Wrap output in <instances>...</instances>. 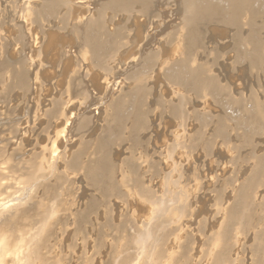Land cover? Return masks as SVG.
I'll use <instances>...</instances> for the list:
<instances>
[{
  "label": "rangeland",
  "instance_id": "1",
  "mask_svg": "<svg viewBox=\"0 0 264 264\" xmlns=\"http://www.w3.org/2000/svg\"><path fill=\"white\" fill-rule=\"evenodd\" d=\"M44 1L46 2L47 0ZM57 1L62 0H48V3L44 4V7L39 9L40 16L38 18H41V16L43 17L45 15L43 18L46 19L44 22H42V24L37 18L36 20H38V25L40 23L42 24V26H40V24L38 27V25H36L37 22L35 21V19H30V21L23 20V22H15V19H17V17H15L16 14L14 12V9L12 10V7L14 5H12L13 3L11 2H13V0H11V2L10 0H0V60L5 61L6 64L10 63L13 65H25L24 67L21 66L22 69L24 68V73L27 72V74L25 73L27 76L25 81L29 83L32 80V82L29 83V85L31 86H29L28 90V83L25 82V85L23 86H13V88L8 87V89L10 88L11 90L10 92L6 87L5 90H8L6 91V93L4 91V87L5 85L9 84V82L5 80L0 81V83L3 84L2 86L0 85L2 87H0V181L4 183L1 184L2 182H0V226L1 228H4V233L7 235L11 234V236H13L12 234H14V242H18V240H20V238L22 237V235L19 236V232L23 231L24 233V231H26L28 227L30 235H34V233L41 228V225H39L40 228L38 224L36 225V222L38 223L39 219L41 218V214L44 215V217L42 216V219L39 223L44 221L43 218L46 219L47 216L45 217V211L49 209H47V207H51V204H55V215L52 216L53 218L51 217V220L48 216L47 218L49 219V221L46 219L45 221L47 223H42V226L45 223L47 224V226L45 225L46 227H48V232H46L47 237L51 233L49 232V230L53 229L50 226H57L56 230L54 229L55 231L53 230L52 235L50 234L48 238L45 235H40L42 237L38 235V237H40L39 239L34 238V241H36L37 243L40 239H44V244L47 242V244L45 245L48 246L49 249H51L53 245L56 250H64L65 245H67L65 250H68L70 248L72 249V247H82L78 246L82 240H84V242L88 241V247H93L95 246V244L97 245L100 243L109 245L111 242H109L107 238L112 239L113 235L115 236L114 240L112 239V241L115 243H120V238L122 239L123 237L127 240L131 237L132 234L134 237L132 236L131 239L133 238L134 240H136V233L138 231L141 232L144 230H142V228L145 227L144 224H147L146 226L150 225L151 228L156 227L153 229L157 230V227H159L158 225L161 226L162 223H170L172 220V223L168 224L170 225V227L163 224L164 230L162 226L161 228H159L161 229L163 235L161 234L160 236H158V238L162 236V238L164 237L165 241L169 239V242L167 241L166 244L164 241H162L164 240L162 238H159L158 241L159 243L161 241V245L165 243V246H163V248L167 246L166 248H164V253L165 255L168 254L167 256H171V254L173 255V253L177 251H175V249L178 247V252L181 251L179 254L182 253V257L184 256L183 258L181 257L179 264H209L210 261H212L211 259L218 254L221 255L220 257H218L219 255L217 256L218 259L220 258L219 261H223L224 264H230L228 262L231 259H233L231 260V264H253L254 262V264H264V258H262L264 257V213H261L262 210H264V183L263 186L262 183H257L258 185H256L255 187V184L251 182V180L253 181V179L251 178H254L255 176L253 173L254 165H256V169L259 164L260 166H263L264 164V0H249V6L247 10H249V16L251 14L249 18L253 19L251 20V22L250 19L247 20L246 18L243 23L239 20L238 23L234 25L231 23H222L216 18H214V22L212 21L213 18L211 19L209 16H205L206 20L204 16H201L202 19L201 17H199L196 23V25L199 24V27H196L197 30L200 31H197L196 34V37H198V39L195 37L194 42H192V45L190 46L193 49L191 48V51H189L190 53L188 56L190 57V64L187 63L188 65L182 59L185 52V45H183L184 43L182 42L183 39H185L184 37L186 36H184L185 30H183V33L180 27L182 20L184 21L186 19V14H190L189 11H191V7L189 8V6H194L197 4L205 6L208 5L206 7L210 8H214V6H217V9L222 11V9L225 10L228 6L227 0H139V4L142 1L139 7L137 5L138 0H131L132 3L130 2V0H123V3H128L127 1H129L130 4H133L129 6H127L128 4L126 5L125 3V6L122 5V0H63L65 4L68 3V1L70 2V4H67L66 6L63 1L62 6L61 2ZM114 1H118L120 4L116 6L118 2L114 3ZM49 2L53 5L49 6ZM144 2H147V5ZM113 4H115L114 8ZM210 4H212V6ZM63 5L65 7H63ZM55 6H61V13H58L60 11V8L56 7V10ZM109 6L112 9L109 8ZM144 6H146L147 8ZM62 7L64 8V10L62 9ZM121 8H124V11ZM43 9L45 10L42 11ZM142 11L143 13H141ZM62 12L65 13L66 17L64 15L62 16ZM54 14L56 16L61 15V17L58 16L54 18ZM89 17L90 19L88 20ZM59 20H62L64 22V25L62 24L63 22ZM87 21L88 23L90 22L89 24H94V22L95 24L89 25L87 24ZM44 23L46 24L47 29L49 27L47 31L50 32L52 28L51 32L56 34V37H54V39L52 40L54 43L53 46H51L52 49L49 52V61H47L46 67L45 62H41V56H29V47H33L34 38H40V35L43 33L39 32H44V30H46ZM97 24L100 27H97ZM43 27L45 28L44 30H42ZM39 28H41V31ZM100 28L102 30H100ZM36 29H38V31ZM249 33L252 35L250 36ZM32 35H35L36 37H32ZM236 35L238 36L237 40L241 39L240 42L235 40V38L237 37ZM119 36L121 37V39H119ZM85 37H88V39ZM247 40L251 43H249ZM83 41L85 42V45ZM118 41L120 44L118 43ZM242 41H244L245 43L248 42V44L244 45V42L241 43ZM253 43L256 44L255 47L253 46L254 50H252L251 47ZM28 44L29 46H27ZM178 45H181V47H179ZM196 45L198 46L196 47ZM182 46L184 47V50ZM83 47L86 55H84L83 53ZM89 49H92V51L90 50V52ZM181 49L184 52H182ZM86 50H88L89 52ZM252 53L254 54V56L252 55ZM94 56H96V60L94 59ZM246 56L252 57L251 59L249 57L246 59ZM29 57H32V59H34L33 61L35 62H39L40 60L41 64H35L38 70L35 69L36 67L33 68L34 65L32 63H30L32 65L28 63ZM92 59H94L93 62ZM256 59L258 62L256 61ZM129 60H131L133 63ZM193 60L195 62H193ZM253 60L255 63L253 62ZM129 62L132 66L128 65ZM195 64L196 66L200 67H195ZM39 65L40 67L44 66V68L38 67ZM189 66L192 67L190 68ZM193 67L194 69L196 68V71L193 70ZM199 69L201 71H198ZM190 70H192L191 73ZM35 71L36 73L34 74ZM200 72H202L203 74H200ZM193 73H197L198 76H200V78L202 79L205 77L204 75H206L205 79L210 78L209 80H212L211 86L209 88H212L211 91L208 90L207 92H203V90H201L202 79L199 80L200 78L196 76L197 74H195L194 77ZM37 75L38 77H36ZM31 76L33 78H30ZM213 76L214 79H212ZM213 80L215 83H213ZM36 82L37 84H35ZM197 82L200 86L197 85ZM15 87H21V89L17 90ZM30 87L33 88L30 89ZM120 87H122L123 90H121L122 88L120 89ZM195 88L200 91L197 92ZM23 89H26V91H28V97H26V91ZM1 90H3L4 92H2ZM119 93H121V95H119ZM12 95H14L15 97L17 96L16 98L18 100L14 96L12 97ZM127 95L130 96L129 99ZM124 96L127 98H125ZM113 99L119 100V103L114 100V103L111 104L110 102H113ZM126 99L127 101L130 100L129 103L126 102ZM253 99H255L254 101L256 104H253ZM59 100H61V105L60 102H58ZM101 102L102 104H106L103 105V108L102 106H100L102 105ZM114 104H118L114 107L117 110L119 109V111H117L114 107L113 108L115 110L111 109V106ZM59 105L60 107H55ZM119 105L123 108L122 110L120 109L121 107ZM134 105L138 108V111L135 110L137 108H135ZM56 108L58 110L63 109L60 113H63L70 108L68 112L72 114L73 121L71 120V123L68 124L67 127L66 122L63 121L61 114L56 115L60 118L51 115L52 111L57 110ZM108 109H110V111L105 112L107 113L105 114L104 111H108ZM115 111H117V113ZM45 113H47V116ZM172 113L175 114L177 118ZM75 114L77 117L75 116ZM170 114H172L173 116H171ZM254 114H258L256 115L257 118H254ZM110 115L113 116V119L110 117ZM117 115L118 117H116ZM104 116L106 117V119H104ZM47 117L54 118H51L52 123L51 120H49ZM124 117L126 119H124ZM56 119H59L57 120L58 123H56ZM107 120L108 122H106ZM120 121H122V123ZM180 122L183 126H180ZM140 123L142 126L140 125ZM74 124H77L76 126L78 129ZM70 125L72 128L70 127ZM104 125H106V130L104 129ZM184 126L186 129L183 128ZM140 127L144 130L140 129ZM178 127H182L184 130L181 128L183 130L182 131ZM107 128L109 129L108 131ZM80 129L82 130V132L80 131ZM119 129L124 130L125 133H123L124 131H120ZM105 131H107L108 133ZM132 131L136 134H134ZM45 132L46 134L47 132H50L51 134L48 133V135H46ZM76 132L78 133L76 134ZM67 133H70V135H68ZM83 134L86 135L84 136ZM130 135H132V137H130ZM47 136H49V138H47ZM59 136L62 138H60ZM68 136L70 137L69 140ZM83 136L84 139H82ZM103 136H105L106 138H103ZM118 136L122 138H119ZM180 136L181 138H179ZM126 137L128 139H126ZM16 138L18 139L16 140ZM109 138L112 141H110ZM114 138L117 142L114 140ZM176 138H179L180 140ZM56 139L59 144L57 142H54ZM88 139L89 145L86 146L85 144L88 142ZM96 139H100V141H96ZM106 139L108 140V144ZM81 140H85V144L81 143ZM103 140L106 141V143H104L105 145L103 144ZM16 141L17 146L15 145ZM48 141L49 144H47ZM64 141H66L67 143H65ZM68 141L70 142V145L68 144ZM90 141L95 142L94 146H96V143L99 142L98 144H103L104 148H108H103L102 150V153H108L104 154L107 157L103 155L105 164L104 171L106 172V174L103 171L102 173H100L99 171V175H97L96 172L95 175H97V178L94 177V179H100L104 176V174L111 176L113 180L115 178L114 181L116 182V184H119H117L116 186L118 188L115 189L116 194H114V192L113 194L107 193L104 195L100 193V191L98 192V190L93 185L94 181L84 175L83 171L79 169V164L81 162H85V160H88L87 158H89V155H91L90 149L94 148V146L93 148L92 146L90 148V144L93 143H91ZM19 143L21 147H19ZM65 144H67L69 147ZM79 144L81 145L79 146ZM83 144L84 146L81 147ZM79 147H81L80 150ZM84 147L85 151L80 152L82 151V149H84ZM43 148L45 149V151ZM62 148L63 150H61ZM46 149H48V153L50 151V154L46 153ZM53 150L55 153L53 152ZM75 150L77 154L75 153ZM86 150L89 154L86 152ZM40 152H44V155L42 153L40 154ZM56 152L63 157L65 156L64 159L62 158V156L60 157V155H57ZM73 152L74 155H72ZM52 153L53 155H51ZM83 153L85 155H83ZM33 154L35 156H33ZM38 155L41 156V158L38 157ZM71 155L72 157L74 156L76 158V162L78 161V163H74L75 166L78 165L76 167L73 166V168L75 169H72V166H70L71 164L69 165L68 163H71L73 159L70 157ZM80 155H82V157H80ZM140 155H144V157H146L147 155V157L144 158L142 156L141 158ZM169 155L171 157H168ZM261 157L263 159H261ZM51 158L52 160L54 158L53 162ZM42 159L46 160L44 161L45 163ZM47 159L49 162L51 161L50 163L55 162L52 165L53 167L50 165ZM108 159L110 161H108ZM31 162L36 163L37 168L40 166H38V162L40 164L43 163V166L41 164L40 168L44 172L43 175L45 173L46 174L45 177L43 176V180L40 179L41 183H39L38 178H41L42 175L39 174V176L37 175V173H42V171H35L37 169L34 163L31 164ZM110 162L112 165L110 164ZM48 163L50 167H52L51 170L48 166ZM30 165L34 167H31ZM64 165L68 166V170L66 168L67 166L64 167ZM110 165L115 169L112 170ZM44 166L46 167V169ZM116 171L119 172L114 173ZM135 173H137V175H135ZM2 177L5 180H2ZM58 178H60L62 182L60 181V183L57 184V182H59L60 180ZM122 178H126L127 180L126 184L123 186L120 184ZM44 179L49 180L44 181ZM80 179H82L83 181ZM85 179H88L87 181L90 182V184ZM117 179L119 182L117 181ZM166 179H168V183L165 182ZM34 180L36 182L38 181V184H36ZM176 182L177 184H175ZM245 182L247 186L244 185ZM250 182L251 184H249ZM134 183L138 184L140 187L138 185H136L135 187ZM248 184L249 188L252 187V189L250 188L251 190L248 189ZM35 185H39V187L35 189ZM242 185H244L243 187H246V189H242ZM258 186L262 187L257 188ZM42 187L43 190L41 191ZM134 187L136 189H134ZM138 187L139 189L141 188L140 191L145 190L146 195L144 194L145 192H137ZM53 188L56 189L54 190L55 192H53ZM147 188L150 192L147 191ZM37 190L38 193H36ZM49 190L51 191V194H54L51 195L49 194L50 192H46ZM242 190L244 191V195H242ZM245 190L252 192L250 194L247 193L250 196L249 199H246L248 198V196L244 197L246 194ZM179 191L181 194L179 193ZM153 192H156V197L158 196L157 199H160L162 197V199H164V193L169 192V194L172 195L174 193V198L182 202L181 203L174 200L177 202V205L173 202L174 206L171 209L172 204H169L171 205L168 211L170 212V216L162 214L161 217H163V215H166L167 220L169 219V217H172L171 220L169 219L170 222H167L165 217L164 220H166V222H164V220H159L161 219V217L159 216H157L159 218V223L158 221L157 224L156 222H150L153 221V219H151L152 215L150 214L153 212V207L151 203H149L151 206L148 203V205L145 203L146 199L147 202L148 199L150 201L152 200V202L155 201L156 197ZM42 193H45V196H43ZM46 193H48V195H46ZM175 193L178 194L177 198V195H175ZM137 195H141L142 197L140 196V198ZM172 195H170V197L168 194H166V199L172 198ZM241 195L243 197H239ZM40 196L42 198H40ZM48 196L49 199H51L52 197L53 198L51 200H48ZM55 196L57 197V199ZM103 196L104 198H106L103 199ZM152 196H154V198ZM19 197L22 199H19ZM92 198L96 200L91 201ZM43 199L44 201L48 202H45L46 204H44L46 207L40 206L43 208L39 209L40 207L38 206L43 201ZM102 199L104 202H101ZM24 200L28 202L25 203ZM239 200H243V202ZM245 200H248V206H246L247 203ZM249 200L251 202H249ZM169 201H171V199H169ZM256 201H259L258 203L259 205H261V208L260 206L257 207L258 203L256 204ZM35 202L36 204H38L39 202V205L36 206V204H34ZM88 202L92 203H89L87 206L89 212L86 209V205ZM93 202L98 203L94 204ZM100 202L101 204H99ZM186 203H188L187 206ZM260 203H262L263 205ZM93 204L95 206H98L95 207ZM179 204L181 206L182 204L185 206L179 207ZM250 204L252 205V207H254V209L257 208V213H254L255 215L252 213L253 211L251 212L253 215L250 212L248 213V211H251L253 209ZM18 205L22 206L18 207ZM41 205H43V203H41ZM90 205H92L93 207ZM8 207L11 208L8 210ZM91 207L92 210H90ZM176 207H178L182 214H179L180 211ZM184 207L185 210L182 211ZM227 207L228 209L231 208L235 213L238 214L236 215L237 220L235 222L229 221L226 217H224L225 213L222 212H225L227 210ZM173 208L174 210L177 209V211H174ZM180 208L183 209L181 210ZM37 209H39L40 212L39 210L37 211ZM186 209L188 211L187 213ZM41 210H45L44 213ZM30 212L33 213L30 214ZM38 212L40 214L36 215L38 214ZM175 212L177 214H175ZM14 213L19 214L18 218ZM111 213L113 215H111ZM243 213H246V215H244ZM28 214L30 215L28 217L31 221L27 219ZM46 214L48 215V213ZM20 215L21 217L23 216V218H21ZM25 216L26 218H24ZM239 216L243 217L240 218ZM259 216H262V219H259L261 221L260 223H257L259 222ZM20 218L22 219L21 222L23 223V225L18 222ZM156 218L154 219V221L156 220ZM213 218H217V221ZM26 219L31 222V225L29 223L24 225L25 221H27ZM76 219L79 222L75 221ZM247 219H250L251 222L250 220L247 221ZM252 219L254 220V222ZM105 221L107 222L105 223ZM17 223H20L22 227H27H23L22 230L20 224L18 225ZM32 223L34 224L33 227ZM58 223H60V225ZM61 223L64 227L61 225ZM104 223L105 225H103V227L101 224ZM150 223L153 225L156 224V226H151ZM142 224L143 226L140 228V225ZM15 225L16 228L19 229L13 228L15 227ZM132 225L135 226L133 227ZM105 226H107V228L112 226V228L106 230L107 228H105ZM118 226H121L122 229L118 228ZM171 226H176L177 230L173 229L174 227L172 228ZM116 227L119 229V231ZM135 227L136 230H138L137 232L135 231ZM102 229H104L105 232L102 231ZM153 229L152 231L154 232L155 230ZM219 229L220 231L223 230V233L220 232ZM7 230L11 232L12 230H18V232H16L18 235L15 232L11 233ZM30 230L33 233H31ZM86 230L88 232H86ZM126 230L132 233H126ZM165 230L168 234L172 232L170 233V235L172 234L171 237H169L170 235H166ZM75 231H78V234H81L79 232L81 231L83 233V237H80V235L78 236ZM91 231H93V234L96 232V234H94L96 238L95 236H93V234H91ZM106 231H109L108 235L110 233L111 238L108 237V235H106L107 237L105 236V234H107ZM27 232L25 233V236H27ZM121 232L124 234L123 236L121 235ZM158 232L159 234L161 233L160 230ZM158 232H154L155 236L158 235ZM219 232L224 235H220ZM84 233L88 234L84 235ZM100 233L102 234V236ZM118 234L122 236L119 237V240H117L119 236ZM30 235L24 237L30 238ZM103 236L104 238L106 237V239H103L104 242H101L102 240L100 239H102ZM215 237H219V241L221 239V242L223 243L218 242L217 239V242H215L216 240L214 241L215 245L212 246ZM14 238L18 239L15 240ZM45 238H47V240ZM115 238L117 241L115 240ZM124 238L121 241H124ZM133 239H129L128 242H133ZM210 239L213 240L210 241ZM224 239H226L227 242ZM105 240L109 243H106ZM50 241H52L53 243H51ZM84 242L81 243V245L85 246L86 243L84 244ZM68 246H70V248ZM226 247H228V249H226ZM218 248L220 249V252L222 251L221 249H226V251L223 250L225 256H223L224 254L222 252H216L219 251L217 250ZM226 254L229 255L226 257ZM186 255H188V257ZM209 256L211 257L209 258ZM184 258H186L187 260H183Z\"/></svg>",
  "mask_w": 264,
  "mask_h": 264
},
{
  "label": "bare ground",
  "instance_id": "2",
  "mask_svg": "<svg viewBox=\"0 0 264 264\" xmlns=\"http://www.w3.org/2000/svg\"><path fill=\"white\" fill-rule=\"evenodd\" d=\"M53 1H55V0H53ZM63 1V0H62ZM62 1H57V2H61V6H62ZM65 1H67V0H65ZM86 1V0H85ZM121 1V0H120ZM125 1V0H124ZM228 1V6H227V8L224 10V9H222V11L221 10H219V9H217V6H214V8L212 7V8H210V7H206V6H208V5H199V4H197V5H194V6H189V8L191 7V11H189L190 12V14L189 15H187L186 14V19L183 21L182 20V23H181V30L183 31V30H185V35L184 36H186V37H184L185 39H183V42L182 43H184L183 45H185V52L183 51L184 50V47H183V50H182V52H184V55H183V61H185V63L187 64H190V57L188 56L189 55V51H191V48L192 47H190L191 45H192V42H194V39H195V37H196V34H197V31H200V30H197V27L196 26H198L199 27V24H197L196 25V23H197V21H198V19H199V17H201V16H209L211 19L213 18V20L212 21H214L215 22V20H214V18H216L218 21H220V22H222V23H225V24H236V23H238V21L240 20V21H242V23L244 22V20L247 18V20L248 19H250L249 17L251 16V14H250V16H249V10H247V8H248V3H249V0H227ZM9 2V1H8ZM10 2H11V0H10ZM57 2H55V3H57ZM110 2V1H109ZM113 2V1H112ZM112 2H111V4H112ZM116 2H118V1H114V3H116ZM128 3H126V2H124L127 6H129V5H133V4H130L129 3V1H127ZM130 2H131V0H130ZM134 2V1H133ZM136 2V1H135ZM142 2V1H141ZM141 2H140V4H141ZM11 3H13L12 5H14L13 7H12V5H11V7H12V10L14 9V12H15V14H16V16L15 17H17V19H15L14 21L15 22H18V21H22L23 22V20H29L30 21V19H35V21L37 22L38 20L42 23V22H44L45 21V19L46 18H43L42 16H41V18H38L40 15H39V9L40 8H42V7H44L43 5L44 4H46V3H48V0L45 2L44 0H13V2H11ZM10 3V4H11ZM63 3H64V1H63ZM122 5H124L125 6V4L123 3V0H122ZM132 3V2H131ZM145 3V2H144ZM143 3V4H144ZM147 3V2H146ZM145 3V4H146ZM149 3V2H148ZM65 4V3H64ZM69 5L70 4V2L68 1V3H66L65 4V6L66 5ZM118 4H120L119 2L116 4V6L118 5ZM139 0H138V7H139ZM142 4V5H143ZM51 5H53V4H51L50 2H49V6H51ZM58 5V4H57ZM71 5H72V3H71ZM109 5V4H108ZM114 5L115 4H113V8H114ZM147 5V4H146ZM211 6H212V4H210ZM10 6V5H9ZM39 6H41V7H39ZM61 6L59 7L60 8V11L58 12V13H61ZM64 5H63V7H65ZM80 6H81V4H80ZM110 6H112V5H110ZM109 6V8H111ZM120 6V5H119ZM149 6V5H148ZM7 7V6H6ZM57 6H55V8H56ZM57 7V8H58ZM62 7V9L64 10V8ZM143 7V6H142ZM144 7H146V6H144ZM216 7V8H215ZM47 8H49V7H47ZM57 8H56V10H57ZM147 8V7H146ZM66 9V8H65ZM112 9V8H111ZM118 9V8H117ZM116 9V10H117ZM122 10L124 9V8H121ZM128 9V8H127ZM250 9V8H249ZM45 9H43L42 11H44ZM49 10V9H48ZM55 10V9H54ZM59 10V9H58ZM141 10H142V8H141ZM41 11V12H42ZM114 11V10H113ZM124 11V10H123ZM126 11V10H125ZM128 11V10H127ZM133 11V10H132ZM47 12V11H46ZM50 13H52V12H50ZM63 13V12H62ZM141 13H143V11L141 12ZM56 14H57V12H56ZM253 14V13H252ZM65 16V13H63L62 14V16ZM50 16V15H49ZM59 16V15H58ZM58 16H56L55 14L53 15V17L55 18V17H58ZM188 16V17H187ZM254 16V15H253ZM48 17V16H47ZM52 17V16H51ZM50 17V18H51ZM52 17V18H53ZM59 17H61V15L59 16ZM66 17V16H65ZM206 17H205V20H206ZM208 17V18H209ZM38 18V20H36ZM51 18V19H52ZM63 18V17H62ZM209 18V19H210ZM57 19H59V18H57ZM90 19V17L88 18V20ZM201 19H202V17H201ZM210 19V20H211ZM204 20V19H203ZM216 20V21H217ZM251 20H253L252 18L250 19V22H251ZM59 21H62V20H59ZM64 21H65V19H64ZM91 21V20H90ZM14 22V23H15ZM49 22V21H48ZM63 22V21H62ZM61 22V23H62ZM92 22V21H91ZM40 23V24H41ZM90 23V22H89ZM88 23V21H87V24H89ZM98 23V22H97ZM201 23H202V21H201ZM240 23V22H239ZM35 24V23H34ZM39 24V25H40ZM43 24V23H42ZM42 24L40 25V26H42ZM45 24V23H44ZM63 25H64V22L62 23ZM94 24H95V22H94ZM94 24H89V25H94ZM220 24V23H219ZM224 24V25H225ZM249 24V23H248ZM36 25H38V22H37V24ZM39 25H38V27H39ZM48 25V24H47ZM51 25V24H50ZM49 25V26H50ZM62 25V26H63ZM223 25V26H224ZM23 26V25H22ZM52 26V25H51ZM58 26V25H57ZM226 26V25H225ZM35 27V26H34ZM96 27V26H95ZM97 27H100V26H98V24H97ZM96 27V28H97ZM234 27H236V26H234ZM238 27H240V26H238ZM237 27V28H238ZM244 27V26H243ZM17 28V27H16ZM27 28V27H26ZM46 28V30H44ZM45 28L43 27L42 28V30H44V32H42L41 31V28H39L40 29V31L41 32H39V33H43V34H41L40 35V38H34V45H33V47H29L30 48V55L29 56H33V55H39V56H41V62L43 61V62H45V67H46V65H47V61H49V57H48V55H49V52L51 51V46H53V39H54V37H56V34L55 33H52L51 31H52V28H51V31L49 32V31H47L48 29H49V27H48V29H47V26H46V24H45ZM95 28V29H96ZM242 28V27H241ZM28 29V28H27ZM54 29V28H53ZM94 29V30H95ZM98 29V28H97ZM240 29V28H239ZM37 31H38V29H36ZM100 30H102L101 28H100ZM55 31V30H54ZM61 32V31H60ZM99 32V31H98ZM102 32V31H101ZM100 32V33H101ZM251 32V31H250ZM36 33V32H35ZM59 33V32H58ZM183 33H184V31H183ZM200 33V32H199ZM199 33H198V35H199ZM25 34H26V32H25ZM31 34V33H30ZM60 34H62V33H60ZM250 34V33H249ZM119 35V34H118ZM252 34H250V36H251ZM36 37L35 35H32V37ZM82 36V35H81ZM85 36V35H84ZM174 36V35H173ZM237 36V35H236ZM242 36V35H241ZM250 36H248V37H250ZM254 36V35H253ZM27 37V36H26ZM31 37V36H30ZM38 37V36H37ZM120 37V36H119ZM176 37V36H175ZM178 37H179V35H178ZM247 37V38H248ZM83 38V37H82ZM85 38H87L88 39V37H85ZM93 38V37H92ZM180 38H181V34H180ZM197 39H198V37H196ZM237 38H238V36L235 38V40H237ZM239 38H240V36H239ZM242 38V37H241ZM246 38V37H245ZM244 38V39H245ZM257 38V37H256ZM27 39V38H26ZM81 39V38H80ZM119 39H121V37L119 38ZM122 39H123V37H122ZM175 39V38H174ZM176 39H177V37H176ZM175 39V40H176ZM38 40H39V42H38ZM86 40V39H85ZM91 40V39H90ZM118 40V39H117ZM174 40V41H175ZM178 40V39H177ZM63 41V40H62ZM88 41V40H87ZM86 41V42H87ZM172 41V40H171ZM181 41H182V39H181ZM238 42H240L241 41V39H238L237 40ZM248 41V40H247ZM26 42H28V41H26ZM32 42V41H31ZM84 42V41H83ZM83 42H82V44H83ZM94 42V41H93ZM123 42V41H122ZM177 42V41H176ZM244 41H242L241 43H243ZM249 42V41H248ZM248 42L247 43H245L244 42V45H246V44H248ZM254 42V41H253ZM259 42V41H258ZM118 43H119V41H118ZM249 43H251V42H249ZM26 44V43H25ZM30 44V45H31ZM94 44V43H93ZM120 44V43H119ZM178 44V43H177ZM55 45V44H54ZM84 45H85V42H84ZM83 45V46H84ZM118 45V44H117ZM252 45V44H251ZM250 45V46H251ZM255 45L256 44H254L253 43V45L251 46L252 47V50H254L253 49V46L255 47ZM258 45H259V43H258ZM27 46H29V44L27 45ZM61 46V45H60ZM179 46V45H178ZM198 45H196V47H197ZM176 47V46H175ZM179 47H181V45L179 46ZM2 48V47H1ZM57 48V47H56ZM88 48H90V47H88ZM259 48V47H258ZM27 49H28V47H27ZM58 49H59V47H58ZM86 49V48H85ZM93 49H94V47H93ZM193 49V48H192ZM194 49H195V46H194ZM1 50V49H0ZM92 51V49H89V51ZM180 50V49H179ZM245 50V49H244ZM251 50V51H252ZM29 51V50H28ZM83 51H84V47H83ZM86 51H88V50H86ZM88 51V52H89ZM90 51V52H91ZM247 51V50H246ZM248 52V51H247ZM254 52V51H253ZM256 52V51H255ZM84 53V55H86L85 53V51L83 52ZM193 53V52H192ZM94 54V53H93ZM246 54V53H245ZM248 54V53H247ZM96 55H98V54H96ZM252 55L254 56V54L252 53ZM250 56V55H249ZM248 56V57H249ZM255 56H256V54H255ZM35 57V56H34ZM96 56H94V59L96 60L97 58H95ZM240 57V56H239ZM244 57V56H243ZM247 56H246V59L248 58ZM252 57V56H251ZM251 57H249L250 59H251ZM94 59H92V62H93V60ZM258 59V58H257ZM257 59H256V61H257ZM34 59H32V57H29V61H28V63L30 64V63H32L34 66H33V68L34 67H36L35 69H37L38 70V68H37V66L35 65V64H41L40 63V60H39V62H35V61H33ZM181 60V59H180ZM31 61V62H30ZM37 61V60H36ZM129 61H131V60H129ZM244 61V60H243ZM132 62V61H131ZM181 62V61H180ZM193 62H195L194 60H193ZM252 62V61H251ZM253 62H254V60H253ZM258 62V61H257ZM97 63V62H96ZM133 63V62H132ZM162 63H163V61H162ZM255 63V62H254ZM253 63V64H254ZM32 64H30V65H32ZM151 64V63H150ZM187 64V65H188ZM248 64H249V62H248ZM260 64H261V61H260ZM18 65V64H17ZM17 65H13V64H6V62L5 61H1L0 60V81H2V80H5V81H8L9 82V84H7V85H5V87H4V91H5V93H6V91H8L9 90V92L11 91L10 90V88L12 87L13 88V86H23V85H25V82H27V81H25V79L27 78V76H26V74H27V72H25L24 73V71H23V69H22V67L21 66H23V65H21V64H19L20 65V67H19V65L17 66ZM119 65V64H118ZM128 65H130V66H132L131 64H130V62H129V64ZM134 65V64H133ZM192 65H194V64H192ZM25 66V65H24ZM23 66V67H24ZM42 66V65H41ZM256 66V65H255ZM260 66V65H259ZM38 67H40V65L38 66ZM190 68L192 67V66H189ZM195 67H198V66H196V64H195ZM200 67V66H199ZM198 67V68H199ZM29 68V67H28ZM40 68H44V66L43 67H40ZM50 69H52V68H50ZM196 69V68H195ZM194 69V67H193V70H195ZM46 70H47V68H46ZM49 70V69H48ZM26 71V70H25ZM29 71V70H28ZM196 71V70H195ZM195 71H193V72H195ZM198 71H201L200 69L198 70ZM192 72V70H190V73ZM203 72H204V69H203ZM30 73V72H29ZM36 73V71L34 72V74ZM202 72H200V74H201ZM31 74H32V72H31ZM31 74H29V75H31ZM33 74V75H34ZM39 74V73H38ZM41 74V73H40ZM46 74V73H45ZM194 74V73H193ZM192 74V75H193ZM195 74H197V73H195ZM195 74H194V77H195ZM203 74V73H202ZM191 75V74H190ZM209 75V74H208ZM196 76H198V74L196 75ZM205 77H206V75H204ZM36 77H38V75L36 76ZM199 78H200V76H198ZM205 77L202 79V78H200L199 80H201V90H203V92H207L208 90L209 91H211V89H209L210 88V86H211V81L212 80H209L210 78H206L205 79ZM210 77H211V75H210ZM30 78H33L32 76L30 77ZM197 78V77H196ZM8 79V80H7ZM212 79H214V76L212 77ZM28 80V79H27ZM197 80V79H196ZM30 81V80H29ZM217 81V80H216ZM32 82V80L29 82V83H31ZM193 82V81H192ZM28 83V82H27ZM27 83H26V85H27ZM29 83H28V88H27V90L29 89V86H31V85H29ZM189 83V82H188ZM195 83V82H194ZM194 83H193V85H194ZM213 83H215L214 82V80H213ZM6 84V83H5ZM34 84V83H33ZM35 84H37V82L35 83ZM135 84V83H134ZM138 84V83H137ZM199 83L197 82V85H198ZM0 85L2 86L3 84L2 83H0ZM136 85V84H135ZM134 85V86H135ZM196 85V84H195ZM214 85V84H213ZM216 85H217V82H216ZM0 86V87H1ZM137 86V85H136ZM198 86H200V85H198ZM6 87H7V89H8V87H10L8 90H5L6 89ZM213 87V86H212ZM2 88V87H1ZM16 88V87H15ZM22 88H24V87H22ZM31 88H33V87H30V89ZM115 88V87H114ZM122 87H120V89H121ZM193 88H194V86H193ZM199 88V87H198ZM17 90L19 89H21V87L20 88H16ZM113 89V88H112ZM196 89V88H195ZM23 90H25L26 91V89H23ZM23 90H22V93H23ZM114 90V89H113ZM121 90H123V88L121 89ZM197 90V89H196ZM195 90V91H196ZM2 92H4L3 90H1ZM36 91V90H35ZM116 91H117V89H116ZM198 91H200V90H197V92ZM14 92V91H13ZM28 91H26L25 92V95L27 94V96L26 97H28L29 96V93H27ZM127 92V91H126ZM125 92V93H126ZM196 92V93H197ZM4 93V94H5ZM17 93V92H16ZM15 93V94H16ZM34 93V92H33ZM113 93H115V92H113ZM190 93V92H189ZM32 94V93H31ZM201 94V93H200ZM6 95V94H5ZM24 95V94H23ZM22 95V96H23ZM33 95V94H32ZM119 95H121V93H119ZM129 95V94H128ZM127 95V97H128V99L130 98V96H128ZM14 95H12V97H13ZM15 97V96H14ZM17 97V96H16ZM15 97V98H16ZM125 97V96H124ZM127 97H125V98H127ZM23 98H24V96H23ZM33 98V97H32ZM12 99H14V98H12ZM17 99V98H16ZM15 99V100H16ZM25 99V98H24ZM123 99V98H122ZM18 100V99H17ZM30 100H31V98H30ZM114 100H116V99H113V102H110L111 104H113L114 103ZM134 100H135V98H134ZM255 99H253V101H254ZM4 101V100H3ZM26 101V100H25ZM24 101V102H25ZM28 101V100H27ZM61 100H59L58 102H60ZM119 100H116V102L117 103H119L118 102ZM130 101V100H129ZM129 101H127V99H126V102H128L129 103ZM133 101V100H132ZM137 101V100H136ZM6 102V101H5ZM22 102H23V100H22ZM108 102V101H107ZM126 102H125V104H126ZM138 102V101H137ZM136 102V103H137ZM109 103V102H108ZM107 103V104H108ZM122 103V102H121ZM57 104H59V103H57ZM56 104V105H57ZM65 104V103H64ZM101 104H102V102H101ZM105 104V103H104ZM104 104H102V105H100V106H102V108H103V105ZM123 104V103H122ZM253 104H256L255 103V101H254V103ZM31 105V104H30ZM60 105H61V102H60ZM60 105L59 106H55V107H60ZM106 105V104H105ZM116 104H114V105H110L111 106V109H114ZM118 105V104H117ZM116 105V106H117ZM128 105V104H127ZM136 105V104H135ZM135 105H134V107H135ZM139 105V104H138ZM32 106V105H31ZM109 106V107H110ZM120 106V105H119ZM126 106V105H125ZM114 107V108H113ZM121 107V106H120ZM131 107H133V106H131ZM257 107V106H256ZM107 108V107H106ZM135 108H137V107H135ZM51 109H54V108H51ZM57 109V108H56ZM60 109V108H59ZM116 109V108H115ZM114 109V110H115ZM121 110L123 109L122 107L120 108ZM148 109V108H147ZM58 110V109H57ZM55 110V111H52V113H51V115L52 116H56V115H60L61 114V116H62V119H63V121L64 122H66V127L68 126V124H70L71 123V120H72V114H70V112H68L69 110H70V108H69V110H66V111H64L63 113H60L61 112V110H63V109H60V110ZM113 110V111H114ZM117 110V109H116ZM136 111H138V108L137 109H135ZM169 110H170V108H169ZM255 110H257V109H255ZM261 110V109H260ZM51 111V110H50ZM110 111V109H108V111H104V113L105 112H109ZM117 111H119V109L117 110ZM117 111H115L116 113H117ZM132 111V110H131ZM135 111V112H136ZM172 111V110H171ZM129 112V111H128ZM133 112H134V109H133ZM114 113V112H113ZM127 113V112H126ZM254 113V112H253ZM255 113H256V111H255ZM258 113H259V111H258ZM46 114V116H47V113H45ZM49 114V113H48ZM105 114H107V113H105ZM104 114V115H105ZM110 114V113H109ZM115 114V113H114ZM122 114V113H121ZM173 114V113H172ZM170 114L171 116H176L175 114ZM50 115V114H49ZM48 115V116H49ZM128 115H130V114H128ZM256 115H258V114H256ZM255 114H254V118L256 117L257 118V116H256ZM75 116H76V114H75ZM106 116V115H105ZM104 116V117H105ZM108 116V115H107ZM124 116V115H123ZM122 116V117H123ZM250 116V115H249ZM44 117H45V115H44ZM57 117V116H56ZM55 117V118H56ZM77 117V116H76ZM110 117L113 119V116H111L110 115ZM114 117H115V115H114ZM116 117H118V115L116 116ZM120 117H121V115H120ZM126 117H128V116H126ZM132 117V116H131ZM49 120H51V118H53V117H47ZM57 118H60V117H57ZM73 118H74V116H73ZM108 118V117H107ZM176 118H177V116H176ZM253 118V119H254ZM46 119V118H45ZM54 119V118H53ZM75 119H77V118H75ZM104 119H106V117L104 118ZM124 119H126L125 117H124ZM252 119V120H253ZM57 120H59V119H56V123H58L57 122ZM84 120V119H83ZM111 120V119H110ZM109 120V121H110ZM174 120V119H173ZM176 120V119H175ZM48 121V120H47ZM73 121V120H72ZM118 121V120H117ZM124 121H127V120H124ZM50 122V121H49ZM55 122V121H54ZM76 122H77V120H76ZM106 122H108V120L106 121ZM121 123H122V121H120ZM48 123V122H47ZM51 123H52V120H51ZM60 123V122H59ZM79 123V122H78ZM104 123H105V121H104ZM110 123H112V122H110ZM130 123V122H129ZM128 123V124H129ZM181 123V122H180ZM179 123V124H180ZM49 125H51V124H49ZM56 125V124H55ZM65 125V124H64ZM72 125V124H71ZM71 125H70V127H71ZM75 125V127L77 128V124H74ZM79 125V124H78ZM140 125H141V123H140ZM182 125V123L180 124V126ZM103 126V125H102ZM105 127H104V129L106 128V125H104ZM108 126V125H107ZM125 126H127V125H125ZM124 126V127H125ZM142 126V125H141ZM183 126V125H182ZM52 127V126H51ZM65 127V128H66ZM74 127V128H75ZM109 127V126H108ZM116 127V126H115ZM119 127V126H118ZM48 128V127H47ZM72 128V127H71ZM85 128V127H84ZM121 128H123V127H121ZM129 128V127H128ZM179 129H181L182 127H178ZM183 128H185V126L183 127ZM182 128V129H183ZM52 129V128H51ZM78 129V128H77ZM125 129V128H124ZM130 129V128H129ZM129 129H128V131H129ZM140 129H142L141 127H140ZM179 129H178V132H179ZM181 129V130H182ZM186 129V128H185ZM48 130V129H47ZM46 130V131H47ZM106 130V129H105ZM109 129L107 128V131H108ZM120 130V129H119ZM118 130V131H119ZM122 130V129H121ZM120 130V131H121ZM142 130H144V129H142ZM180 130V131H181ZM184 130V129H183ZM182 130V131H183ZM63 131H65V130H63ZM80 131L82 132V130L80 129ZM92 131V130H91ZM107 131H105V132H107ZM122 131H124V130H122ZM88 132V131H87ZM104 132V133H105ZM133 132V131H132ZM177 132V131H176ZM48 133L49 134H51L50 132H47V134H46V132H45V134L46 135H48ZM78 132H76V134H77ZM83 133H84V131H83ZM92 133H93V131H92ZM91 133V134H92ZM102 133H103V130H102ZM101 133V134H102ZM108 133V132H107ZM123 133H125V131L123 132ZM134 133V132H133ZM182 133V132H181ZM20 134V133H19ZM68 135H70V133H67ZM82 134V133H81ZM89 134H90V132H89ZM94 134V133H93ZM106 134V133H105ZM134 134H136V133H134ZM183 134V133H182ZM71 135H73V134H71ZM84 135V134H83ZM86 135V134H85ZM84 135V136H85ZM20 136V135H19ZM45 136V135H44ZM51 136V135H50ZM57 136V135H56ZM84 136L82 137V139H84ZM122 136V135H121ZM16 137H17V134H16ZM21 137V136H20ZM24 137V136H23ZM46 137V136H45ZM54 137V136H53ZM60 137V136H59ZM64 137V136H63ZM105 136H103V138H104ZM110 137V136H109ZM119 137V136H118ZM124 137V136H123ZM130 137H132V135H130ZM19 138V137H18ZM18 138H16V140L18 139ZM47 138H49V136H47ZM47 138H46V140H47ZM60 138H62V137H60ZM69 136H68V140H69ZM80 138H81V136H80ZM102 138V139H103ZM106 138V137H105ZM119 138H122V137H119ZM118 138V139H119ZM179 138H181V136L179 137ZM179 138H176V139H178V140H180ZM242 138V137H241ZM13 139V138H12ZM12 139H10V140H12ZM23 139V138H22ZM53 139V138H52ZM67 139V138H66ZM65 139V140H66ZM90 139V138H89ZM89 139H88V142L85 144V140L84 141H80L81 143H84L86 146H88L89 145ZM101 139V138H100ZM100 139H96V141H100ZM108 139V138H107ZM106 139V141H107V144H108V140ZM124 139V138H123ZM126 139H128L127 137H126ZM175 139V138H174ZM225 139V138H224ZM49 140V139H48ZM71 140H72V138H71ZM87 140V139H86ZM91 140V139H90ZM109 140L110 141H112L110 138H109ZM114 140H115V138H114ZM22 141V140H21ZM24 141V140H23ZM95 141V140H94ZM95 141V142H96ZM105 140H103V144L104 143H106V141L104 142ZM110 141H109V143H110ZM116 141V140H115ZM177 141V140H176ZM184 141V140H183ZM20 142V141H19ZM54 142H57V139L54 141ZM65 143H67L66 141H64ZM91 142V141H90ZM93 142V141H92ZM91 142V143H92ZM95 142H93L92 144H90V148H91V146H92V148H93V146H94V144H95ZM117 142V141H116ZM182 142V141H181ZM16 143H17V141L15 142V145H16ZM23 143V142H22ZM58 143V142H57ZM56 143V144H57ZM70 142L68 141V144H69ZM99 142H97L96 144V146H94V148L93 149H90L91 151H90V154L91 155H89L90 157L89 158H87L88 160H85V162H81L80 164H79V169L81 170V171H83V173H84V175H86L88 178H90V179H92L94 182H93V185H94V187L98 190V192L100 191V193H102V194H113L114 192H115V189L116 188H118V187H116L117 186V184H116V182L114 181L115 180V178H114V175H113V178H114V180L111 178V176H109V175H105L106 174V172L104 171V169H105V164H104V156H106V155H104V154H106V153H102V150H103V144H98ZM179 143V142H178ZM41 144V143H40ZM47 144H49V141H48V143ZM59 144V143H58ZM84 144L81 146V147H83L84 146ZM107 144H106V147H107ZM177 144V143H176ZM19 145H20V143H19ZM66 146H68L67 144H65ZM70 145V144H69ZM81 144H79V146H80ZM105 145V144H104ZM110 145V144H109ZM179 145V144H178ZM17 146V145H16ZM37 146V145H36ZM36 146H35V148H36ZM65 146V147H66ZM19 147H21V145L19 146ZM38 147V146H37ZM46 147V146H45ZM44 147V148H45ZM69 147V146H68ZM81 147H79V150L81 149ZM43 148V149H44ZM49 148H50V146H49ZM71 148V147H70ZM87 148V147H86ZM89 148V147H88ZM2 149V148H1ZM39 149V148H38ZM68 149V148H67ZM104 149H108V148H104ZM31 150H33V149H31ZM40 150V149H39ZM47 151H46V153L47 154H50V151H49V153H48V149H46ZM50 150V149H49ZM61 150H63V148L61 149ZM78 150V149H77ZM36 151V150H35ZM44 151H45V149H44ZM57 151V150H56ZM83 151H85V147H84V149H82V151H80V152H83ZM88 151H89V149H88ZM108 151V150H107ZM34 152V151H33ZM53 152H54V150H53ZM59 152V151H58ZM86 152H87V150H86ZM35 153V152H34ZM42 152H40V154H41ZM44 153V152H43ZM42 153V154H43ZM55 153V152H54ZM75 153H76V150H75ZM88 153V152H87ZM36 154V153H35ZM56 154H57V152H56ZM72 154V153H71ZM77 154V153H76ZM76 154H75V157H76ZM79 154V153H78ZM81 154V153H80ZM89 154V153H88ZM108 154V153H107ZM44 155V154H43ZM42 155V156H43ZM51 155H53V153L51 154ZM57 155H60V154H57ZM65 155V154H64ZM72 155H74V152H73V154ZM72 155L70 156L71 158H73L72 159V161H71V163L70 162H68L69 163V165L70 166H72V169H75V168H73V166H75L74 165V163L76 162V158L73 156L72 157ZM83 155H85L84 153H83ZM104 155V156H103ZM171 155V154H170ZM168 156V157H171V156ZM33 156H35L34 154H33ZM37 156V155H36ZM49 156V155H48ZM47 156V157H48ZM62 155H60V157H61ZM79 156V155H78ZM143 157H144V155H142ZM142 156L140 155V157L142 158ZM38 157H40L41 158V156H39L38 155ZM59 157V156H58ZM65 157V156H64ZM64 157L62 156V158L64 159ZM80 157H82V155H80ZM84 157V156H83ZM107 157V156H106ZM146 157H147V155H146ZM146 157H144V158H146ZM43 158V157H42ZM54 158H55V155H54ZM54 158H53V160H52V158H51V160H52V162L54 161ZM70 158V159H71ZM85 158V157H84ZM110 158H111V156H110ZM39 159V158H38ZM59 159V158H58ZM57 159V160H58ZM62 159V160H63ZM70 159H69V161H70ZM80 159H82V158H80ZM261 159H263L262 157H261ZM43 160V159H42ZM146 160H148V159H146ZM145 160V161H146ZM256 160V159H255ZM258 160V159H257ZM44 161H46V160H43V162ZM47 161H48V159H47ZM60 161V160H59ZM64 161V160H63ZM67 161V160H66ZM81 161V160H80ZM84 161V160H83ZM108 161H110L109 159H108ZM113 161V160H112ZM125 161V160H124ZM260 161V160H259ZM262 161V160H261ZM35 162V161H34ZM33 162V163H34ZM39 162H40V160H39ZM37 163L38 164V166L40 165L41 166V164H42V166H43V163ZM49 162V161H48ZM51 162V161H50ZM49 162V163H50ZM114 162V161H113ZM263 162V161H262ZM32 162H31V164H33ZM45 163V162H44ZM49 163H48V166L50 167V165L52 166L54 163H50V165H49ZM76 163H78V161L76 162ZM258 163H260V162H258ZM264 163V162H263ZM67 164V163H66ZM110 164H111V162H110ZM156 164V163H155ZM254 164V163H253ZM34 165H35V167H36V163H34ZM45 165V164H44ZM46 165H47V162H46ZM45 165V166H46ZM68 165V164H67ZM67 165H64V167L65 166H67ZM68 165V166H69ZM112 165V164H111ZM110 165V166H111ZM258 165V164H257ZM31 166V165H30ZM40 166L37 168L36 167V169L37 170H35V171H37L38 172V170L40 171H42V169L40 168ZM44 166V167H45ZM68 166L66 167L67 168V170H68ZM69 166V167H70ZM76 166H78V165H76ZM75 166V167H76ZM255 166L256 165H254V178H251V179H253V181L251 180V182L252 183H254L255 184V187H256V185H258L257 183H262V186H263V183H264V164H263V166L261 165L260 166V164L256 167V169H255ZM31 167H34V166H31ZM47 167V166H46ZM46 167H45V169H46ZM53 167V166H52ZM52 167H50V170L52 169ZM57 167V166H56ZM113 166H111V168H112ZM40 168V169H39ZM143 168V167H142ZM54 169H56V168H54ZM77 169V168H76ZM78 169V170H79ZM113 169H115V168H112V170ZM252 169V168H251ZM76 171V170H75ZM100 171V173H102V171L103 172H105V174H104V176L102 177V178H100V179H94V177H96L97 178V175H99V172ZM157 171V170H156ZM253 171V170H252ZM96 172H97V175H95L96 174ZM119 171H116V172H114V173H118ZM43 171H42V173L40 172V173H37V175H42V177L40 178H38L39 180V183H41L40 182V179H42L43 180V176L45 177V174L43 175ZM49 173H51V172H49ZM53 173V172H52ZM132 173H134V172H132ZM73 174V173H72ZM39 175V176H40ZM74 175H75V172H74ZM78 175V174H77ZM101 175H103V174H101ZM101 175H100V177H101ZM135 175H137V173H135ZM53 176H55V175H53ZM86 176H83V177H86ZM253 176V175H252ZM0 177H1V175H0ZM37 177V176H36ZM49 177V176H48ZM118 177H119V175H118ZM135 177H137V176H135ZM50 178H51V174H50ZM49 178V179H50ZM57 178V177H56ZM61 178V177H60ZM60 178H58V179H60ZM99 178V177H98ZM164 178V177H163ZM4 178L2 177V180H3ZM49 179H46L47 181L49 180ZM1 180V179H0ZM5 180V179H4ZM45 179H44V181H46ZM80 180H82V179H80ZM83 180H84V178H83ZM82 180V181H83ZM86 181L88 180V179H85ZM140 180V179H139ZM167 180L168 179H166L165 180V182H167ZM35 181V180H34ZM37 181V182H38ZM52 181V180H51ZM60 181H61V179L59 180V182H57V184L58 183H60ZM117 181H118V179H117ZM126 178L124 179V178H122V180H121V185L123 186V185H125L126 184ZM135 181V180H134ZM248 181V180H247ZM250 181V180H249ZM0 182H2V181H0ZM36 182V181H35ZM35 182H34V184H35ZM36 182V184H38ZM62 182V181H61ZM85 182V181H84ZM88 182V181H87ZM119 182V181H118ZM172 182V181H171ZM251 182L249 183V184H251ZM256 182V183H255ZM53 183V182H52ZM55 183V182H54ZM89 184H90V182H88ZM168 183V182H167ZM1 184H4L3 182L1 183ZM48 184H51V183H48ZM86 184V183H85ZM89 184H88V187H89ZM135 184V187H136V185H138V184H136V183H134ZM166 184V183H165ZM173 184V183H172ZM175 184H177V182L175 183ZM249 184H248V189H252V187H250L249 188ZM92 185V184H91ZM119 185V184H118ZM195 185V184H194ZM241 185V184H240ZM244 185L245 186H247L246 185V182L244 183ZM244 185H242L241 187H242V189H246V187H243ZM33 186V185H32ZM57 186V185H56ZM139 186V185H138ZM239 186V185H238ZM250 186H253V185H250ZM261 186V187H262ZM35 189H37V187H39V185L38 186H36L35 185ZM41 187V186H40ZM48 187V186H47ZM71 187V186H70ZM133 187V186H132ZM134 187V189H136ZM140 187V186H139ZM139 187H138V191L137 192H139L140 191V189H139ZM173 187V186H172ZM233 187V186H232ZM231 187V188H232ZM260 186H258L257 188H261ZM52 188V187H51ZM87 188V187H86ZM144 188V187H143ZM32 189V188H31ZM92 189V188H91ZM96 189H94V190H96ZM235 189V188H234ZM233 189V190H234ZM237 189V188H236ZM250 189V190H251ZM30 190V189H29ZM39 190V189H38ZM38 190H37V192L36 193H38ZM43 190V187L41 188V191ZM45 190V189H44ZM47 190V189H46ZM53 190V192H55L54 190H56L55 188H53L52 189ZM114 190V191H113ZM144 190V189H143ZM149 190H150V188H149ZM165 190V189H164ZM40 191V190H39ZM40 191V192H41ZM147 191H148V188H147ZM156 191V190H155ZM167 191V190H166ZM165 191V192H166ZM243 191V190H242ZM248 190H245V192H246V194H245V196L244 197H247L248 196V198H246V199H249V195L247 194V193H252V192H250V191H248ZM254 191V190H253ZM27 192V191H26ZM39 192V193H40ZM44 192V191H43ZM46 192H50L49 194H51V191L49 190V191H46ZM142 192H145V190L144 191H140L139 193H142ZM148 192H150V191H148ZM147 192V193H148ZM152 192V191H151ZM236 192V191H235ZM28 193H29V191H28ZM27 193V194H28ZM48 193H46V195H48ZM119 193V192H118ZM118 193H117V195H118ZM121 193V192H120ZM154 194L156 193V192H153ZM179 193H180V191H179ZM238 193V192H237ZM30 194H31V191H30ZM41 194V193H40ZM45 193H42V195L43 196H45L44 195ZM52 194H54V193H52ZM51 194V195H52ZM83 194V193H82ZM99 194V193H98ZM114 194H116V192L114 193ZM145 195H146V192L144 193ZM153 194V195H154ZM166 194H168L169 196L170 195H172V194H169V192L168 193H164V199H162V198H160V199H157V197H156V194H155V201H153L152 202V200L150 201L149 199H148V202H147V199H146V203L145 204H149V203H151V205H152V207H153V214L152 213H150L151 215H152V218L151 219H153V221H150L151 223H155L156 222V224H157V221H158V223H159V220H164V217H165V219H166V215H169V213L170 212H168L169 211V208H170V206L171 205H169V204H172V206H171V209H172V207L174 206L173 205V202L176 204L178 201L179 202H181L180 200H176L175 198H174V193H173V197L172 198H169V199H171V201H172V203H171V201H169V199L167 198L166 199ZM181 194V193H180ZM240 194V193H239ZM238 194V195H239ZM51 195H50V197H51ZM57 195V194H56ZM100 195V194H99ZM134 195V194H133ZM175 195H177L176 196V198L178 197V194H176L175 193ZM231 195H232V192H231ZM237 195V194H236ZM235 195V196H236ZM242 195H244V191H243V194ZM239 196V197H243V196ZM27 196V195H26ZM110 196V195H109ZM126 196V195H125ZM138 196V195H137ZM141 196V195H140ZM140 196H138V197H140ZM150 196H151V194H150ZM185 196V195H184ZM21 197V196H20ZM19 197V199H22V198H20ZM47 197V196H46ZM56 197V196H55ZM54 197V198H55ZM106 197H107V195H106ZM105 197V198H106ZM116 197V196H115ZM114 197V198H115ZM120 197V196H119ZM142 197V196H141ZM140 197V198H141ZM153 198H154V196H152ZM171 197V196H170ZM182 197V196H181ZM239 197H238V199H239ZM252 197V196H251ZM30 198V197H29ZM28 198V199H29ZM32 198V197H31ZM40 198H42L41 196H40ZM39 198V199H40ZM53 198V197H52ZM51 198V199H52ZM100 198H101V196H100ZM104 198V196H103V199H105ZM110 198V197H109ZM254 198V197H253ZM23 199H24V195H23ZM27 199V198H26ZM51 199H49V196H48V200H51ZM56 199H57V197H56ZM62 199V198H61ZM103 199L101 200V202L103 201ZM122 199V198H121ZM190 199V198H189ZM244 199V198H243ZM47 200V199H46ZM95 201L96 199H94V198H92L91 199V201ZM142 200V199H141ZM174 200H176V201H174ZM22 201V200H21ZM25 201V203H27L26 202V200H24ZM42 201V200H41ZM43 201H44V199H43ZM41 202V203H43V205H41V203H40V205H39V202H38V204H36V202L34 203V204H36V206L37 205H39L38 207H40V206H43V207H46L44 204H46L47 202L46 201H44V202ZM143 201V200H142ZM145 201V200H144ZM239 201H241V200H239ZM246 201V200H245ZM244 201V202H245ZM248 201V200H247ZM247 201H246V203H247ZM46 202V203H45ZM99 202V201H98ZM98 202H95V203H98ZM101 202L99 203V204H101ZM104 202V201H103ZM241 202H243V200L241 201ZM249 202H251L250 200H249ZM252 202H254V201H252ZM259 202V201H258ZM257 201H256V204L258 203ZM261 202V201H260ZM50 203V202H49ZM55 203V202H54ZM90 202H88L87 203V205H86V207L88 206V204H89ZM94 203V202H93ZM94 203V204H95ZM182 203V202H181ZM184 203V202H183ZM51 204V203H50ZM49 204V205H50ZM59 204V203H58ZM90 204H92V203H90ZM93 204V205H94ZM109 204V203H108ZM147 204V205H148ZM187 204L188 203H186V206H187ZM227 204V203H226ZM241 204V203H240ZM252 204V203H251ZM250 204V205H251ZM255 204V203H254ZM255 204V205H256ZM260 204H262V203H260ZM264 204V203H263ZM262 204V205H263ZM61 205V204H60ZM135 205V204H134ZM143 205V204H142ZM150 205V204H149ZM150 205V206H151ZM177 205V204H176ZM236 205V204H235ZM14 206V205H13ZM16 206V205H15ZM20 205H18V207H19ZM22 206V205H21ZM20 206V207H21ZM24 206V205H23ZM30 206V205H29ZM55 204H51V207H47V211H45V210H41L43 213H44V211H45V217L47 216H49V219L51 220V217L52 216H54L55 215V213H56V209H55ZM62 206V205H61ZM90 206H92V205H90ZM95 206V205H94ZM98 206V205H97ZM97 206H95V207H97ZM100 206V205H99ZM102 206H104V205H102ZM181 205L179 204V207H180ZM182 206H185V205H183L182 204ZM181 206V207H182ZM190 206V205H189ZM246 206H248V203H247V205ZM254 206V205H253ZM258 206H260V208H261V205H259V203H258V205H257V207ZM34 207V206H33ZM32 207V208H33ZM43 207H40L39 209H41V208H43ZM93 207V206H92ZM92 207H91V209L90 210H92ZM94 207V208H95ZM238 207V206H237ZM250 207V206H249ZM251 207H252V205H251ZM11 207H8V210L10 209ZM59 208V207H58ZM99 208V207H98ZM177 209H178V207H176ZM188 208V207H187ZM253 208V209H252ZM250 210L251 211H248V213L250 212H252L253 214L254 213H257L256 212V209H254V207H252ZM39 209H37V211L39 210ZM87 209V211L89 212V209H88V207L86 208ZM177 209H175L176 211H177ZM181 210L183 209V208H180ZM220 209V208H219ZM219 209H218V211H219ZM225 209V208H224ZM227 209V210H226ZM224 211L225 212H222V213H225V215H224V217H226L227 218V220H229V221H236L237 219H236V215H238L237 213H235L234 212V210H232L231 208H229L228 209V207L226 208ZM18 210V209H17ZM60 210H63V209H60ZM64 210H67V209H64ZM110 210V209H109ZM173 210H174V208H173ZM174 210V211H175ZM179 210V209H178ZM185 210V207H184V209L182 210V211H184ZM255 210V211H254ZM262 210V209H261ZM19 211V210H18ZM27 211V210H26ZM25 211V212H26ZM37 211H35V212H37ZM86 211V210H85ZM84 211V212H85ZM172 211V210H171ZM180 211V210H179ZM223 211V210H222ZM258 211V210H257ZM259 211H260V209H259ZM264 210H262V212L261 213H264L263 212ZM39 212H40V210H39ZM38 212V214H36V215H39L40 213ZM80 212V211H79ZM93 212V211H92ZM167 212H168V214H167ZM188 211H187V209H186V213H187ZM33 212H30V214H32ZM46 213H48V215L46 214ZM70 213V212H69ZM81 213V212H80ZM80 213H79V215H80ZM86 213V212H85ZM90 213H91V211H90ZM173 213V212H172ZM184 213V212H183ZM240 213V212H239ZM251 213V214H252ZM260 213V212H259ZM14 214H16V213H14ZM123 214H125V213H123ZM162 214H166V215H163V217H161L162 216ZM175 214H177L176 212H175ZM179 214H182V212L180 211V213ZM244 215H246V213H243ZM252 214V215H253ZM23 215H25V214H23ZM57 215V214H56ZM76 215V214H75ZM78 215V214H77ZM88 215H89V213H88ZM94 215V214H93ZM106 215V214H105ZM111 215H113L112 213H111ZM136 215V214H135ZM151 215H150V217H151ZM185 215V214H184ZM215 215V214H214ZM221 215H223V214H221ZM243 215V216H244ZM255 215V214H254ZM259 215V214H258ZM262 215V214H261ZM264 215V214H263ZM262 215V216H263ZM17 218H18V216H19V214L17 213L16 215H15ZM28 216H30L29 214L27 215V219H29L30 220V218L28 217ZM42 216L44 217V215H42L41 214V218L39 219L38 217V219H39V222H40V220L42 219ZM82 216V215H81ZM157 216H159V217H161V219H159ZM170 216V215H169ZM174 216V215H173ZM242 216V217H243ZM256 216H257V214H256ZM262 216H259L258 217V221L259 222H257V223H260V221L261 220H259V219H262ZM15 217V218H16ZM20 217H21V215H20ZM40 217V216H39ZM46 217V219L49 221V219ZM66 217V216H65ZM108 217V216H107ZM157 217V218H156ZM240 217V216H239ZM242 217H240V218H242ZM251 217H255V216H251ZM251 217H250V219H251ZM264 217V216H263ZM21 218H23V216L21 217ZM19 219L18 220V222H20L22 225H23V223L21 222L22 221V219ZM24 218H26V216L24 217ZM53 218V217H52ZM61 218V217H60ZM64 218V217H63ZM62 218V219H63ZM73 218V217H72ZM75 218V217H74ZM123 218V217H122ZM156 218V220L154 221V219ZM171 218L172 217H169V219L171 220ZM217 218H218V216H217ZM216 218V219H217ZM225 218V219H226ZM245 218H246V216H245ZM257 218V217H256ZM26 219V220H27ZM36 219V218H35ZM37 219V220H38ZM44 219V221H42L41 223H37L36 221V225L38 224V226L39 225H41V228H40V226H39V230L38 231H34L35 233H34V235H30V233H29V227L27 228V230L26 231H24V233H23V227L21 226V224H20V226L22 227L21 229V231L22 232H19L20 234H19V236H21L22 235V237L20 238V240H18V242H14L13 241V236H14V234H12L13 236H11V234H9V235H7V234H5L4 232V228H1V226H0V264H179V261H180V259H181V257H182V253L181 254H179L181 251H179L178 252V250L179 249H175V251L177 252H175V253H173V255L171 254V252H170V254H171V256H167L168 254H166L165 255V253H164V248H166V247H164L163 248V246H165V243L169 240H167V241H165V239H164V237L162 238V236L161 237H159V238H162V239H164V240H162V241H164L165 243H163V245H161L160 243H161V241H160V243H159V241H158V236H160L161 234H162V231H161V229H159V228H161V226L163 227V230H164V225H167L168 227H170V225H168V224H170V223H172V220H171V222L169 221V219L167 220V222H170V223H167V224H165V223H160L161 224V226L160 225H158L159 227H157V230H155V229H153V228H156V227H150V225H148V226H146L147 224H144L145 225V227H143L142 228V230L143 231H141V232H139L138 230H136V227H135V231L137 232L136 234H137V236H136V240H134L133 238V242L131 241H129L128 242V240L130 239V240H132L131 239V237L133 236V234L131 235V237L130 238H128L127 240L124 238V241H121L122 239L120 238V243H115V242H113L112 241V239L114 240V236L115 235H113V238L112 239H109V238H107L108 239V241L109 242H111L109 245L107 244V245H104L103 243L100 245V244H95V246H93V247H88V245H87V242H84V240H82L81 241V243H83L84 242V244L86 243V245L85 246H83V245H81V243H79V245L78 246H82V247H77V248H73L72 247V249L70 248V246H68L70 249H68V250H65V248L67 247V245H65V248H64V250L63 249H61V250H56L55 249V247H54V245L52 246V250L51 249H49L48 248V246H46L45 244H47V242L44 244V239L43 240H39V242L37 243L36 241H34V238L36 239V238H40V237H42V236H40V235H45L46 237H47V235H46V232H48V227H46L47 226V222L45 221L46 219L45 218H43ZM54 219H55V217H54ZM82 219V218H81ZM84 219V218H83ZM85 219H86V217H85ZM96 219V218H95ZM111 219H113V218H111ZM131 219V218H130ZM159 219V220H158ZM214 219V218H213ZM216 219H214V220H216ZM224 219V220H225ZM244 219V218H243ZM243 219H242V221H243ZM250 219H247V221H249ZM29 220H27V221H25V220H23V221H25V223H24V225L25 224H27V223H29L30 225H31V220L29 221ZM33 220V219H32ZM59 220V219H58ZM100 220V219H99ZM106 220H108V219H106ZM110 220V219H109ZM123 220V219H122ZM166 220H164V222H166ZM177 220V219H176ZM253 220V219H252ZM17 221V220H16ZM29 221V222H28ZM62 221V220H61ZM60 221V222H61ZM75 221H77V222H79L77 219L75 220ZM89 221V220H88ZM124 221V220H123ZM128 221V220H127ZM160 221V222H161ZM217 221V220H216ZM215 221V222H216ZM220 221V220H219ZM15 222V221H14ZM44 222H46L45 224H43V226H42V223H44ZM65 222V221H64ZM83 222V221H82ZM107 221H105V223H106ZM113 222V221H112ZM126 222V221H125ZM215 222H213V223H215ZM241 222V221H240ZM245 222V221H244ZM244 222H242V223H244ZM250 222H251V220H250ZM253 222H254V220H253ZM252 222V223H253ZM53 223V222H52ZM54 223H57V222H54ZM63 223V222H62ZM62 223H61V225H62ZM84 223H86V222H84ZM105 223L104 224H101L102 226L103 225H105ZM108 223H109V221H108ZM131 223V222H130ZM150 223V224H151ZM177 223V222H176ZM179 223V222H178ZM212 223V224H213ZM217 223V222H216ZM246 223V222H245ZM251 223V224H252ZM18 224V223H17ZM16 224V225H17ZM18 224V225H19ZM29 224H28V226H29ZM33 224V223H32ZM59 225H60V223H58ZM66 224V223H65ZM149 224V223H148ZM156 224L155 225H153V224H151V226H156ZM164 224V225H163ZM221 224V223H220ZM224 224V223H223ZM248 224V223H247ZM250 224V225H251ZM255 224H256V222H255ZM263 224H264V222H263ZM16 225H15V227H13V228H16ZM17 225V226H18ZM46 225V226H45ZM50 225V224H49ZM52 225V224H51ZM55 225V224H54ZM57 225V224H56ZM59 225H58V227H59ZM67 225V224H66ZM79 225V224H78ZM93 225V224H92ZM109 225H111V224H109ZM128 225V224H127ZM136 225V224H135ZM134 225V226H135ZM180 225V224H179ZM205 225V224H204ZM209 225V224H208ZM226 225V224H225ZM229 225V224H228ZM261 225V224H260ZM19 226V227H20ZM34 226V224L32 225V227ZM63 226V225H62ZM117 226V225H116ZM122 226V225H121ZM121 226L119 227L118 226V228H121ZM126 226V225H125ZM125 226H123V227H125ZM133 226V225H132ZM133 226V227H134ZM143 226V224L142 225H140V228ZM166 226V227H167ZM212 226V225H211ZM214 226V225H213ZM238 226V225H237ZM262 226V225H261ZM264 226V225H263ZM27 226H25L24 228H26ZM31 227V226H30ZM50 227H52L53 229L52 230H49V232H51L50 234L52 235V231L55 229L56 230V227H54V226H50ZM64 227V226H63ZM83 227V226H82ZM104 227V226H103ZM109 227V226H108ZM115 227V226H114ZM113 227V228H114ZM172 227V226H171ZM174 227V226H173ZM172 227V228H173ZM202 227V226H201ZM60 228H61V226H60ZM96 228V227H95ZM105 228H107V226H105ZM110 229L112 228V226L111 227H109ZM109 228H107L106 230H108ZM117 228V227H116ZM117 228V229H118ZM139 228V227H138ZM137 228V229H138ZM221 228V227H220ZM225 228V227H224ZM223 228V229H224ZM244 228V227H243ZM248 228V227H247ZM250 228V227H249ZM263 228V227H262ZM16 229H19V228H16ZM31 229V228H30ZM70 229H71V227H70ZM117 229H116V231H117ZM122 229V228H121ZM128 229V228H127ZM152 229L153 230H155L154 232H158L159 230H160V234H159V232H158V235H157V233H156V235L157 236H155V234H154V232L152 231ZM159 229V230H158ZM173 229H176V226L173 228ZM205 229V228H204ZM6 230V229H5ZM54 230V231H55ZM59 230V229H58ZM74 230V229H73ZM91 230V229H90ZM97 230V229H96ZM100 230V229H99ZM125 230V229H124ZM124 230H123V233H124ZM131 230H132V228H131ZM130 230V231H131ZM177 230V229H176ZM200 230V229H199ZM235 230V229H234ZM7 231H9V230H7ZM20 231V230H19ZM28 231V232H27ZM31 231V230H30ZM93 231H95V230H93ZM93 231H91L92 233L91 234H93ZM101 231V230H100ZM102 231H104L105 232V230L104 229H102ZM118 231H119V229H118ZM134 231V230H133ZM219 231H220V229H219ZM223 230H221L220 232H222ZM224 231H226V230H224ZM260 231V230H259ZM9 232H11V231H9ZM12 232L14 233H16V232H18V230L16 231V230H12ZM11 232V233H12ZM27 232V236H31L30 238L28 237V238H25V237H27V236H25V233ZM76 232V231H75ZM81 234H78V231L76 232L77 233V235L79 236L80 235V237L83 235V233L81 232V231H79ZM85 232V231H84ZM86 232H88L87 230H86ZM107 232V234H105V236L106 235H108V232L109 231H106ZM168 232V231H167ZM219 232V233H220ZM229 232V231H228ZM235 232V231H234ZM234 232H232V233H234ZM21 233H23V234H21ZM31 233H33L32 231H31ZM45 233V234H44ZM56 233V232H55ZM55 233H54V235H55ZM103 233V232H102ZM122 232H121V235L123 236L124 234H123ZM126 233H132V232H128V230H126ZM126 233H125V235H126ZM165 233H166V230H165ZM164 233V234H165ZM170 233H172V232H170ZM170 233L168 234V233H166V235H170ZM176 233V232H175ZM202 233V232H201ZM200 233V234H201ZM223 233V232H222ZM263 233V232H262ZM17 234V233H16ZM49 234V233H48ZM49 234V235H50ZM58 234V233H57ZM56 234V235H57ZM86 234H88V233H86ZM85 233H84V235H86ZM94 234H96V232L94 233ZM93 234V236H95ZM101 234V233H100ZM113 234V233H112ZM115 234V233H114ZM117 234V233H116ZM215 234V233H214ZM213 234V235H214ZM226 234V233H225ZM256 234V233H255ZM258 234V233H257ZM18 235V234H17ZM38 235L40 236V237H38ZM49 235H48V237H49ZM76 235V234H75ZM97 235H98V233H97ZM104 235V234H103ZM119 235V236H118ZM117 236H118V239L117 240H119V237H122L120 234H118ZM135 235V234H134ZM163 235V234H162ZM172 235V234H171ZM171 235L169 236V237H171ZM220 235H224V234H221L220 233ZM234 235V234H233ZM249 235V234H248ZM16 236V235H15ZM25 236V237H24ZM101 236H102V234H101ZM116 236V237H117ZM130 236V235H129ZM165 236V235H164ZM222 236H220V237H222ZM230 236V235H229ZM17 237V236H16ZM47 237V238H48ZM51 237V236H50ZM83 237V236H82ZM85 237V236H84ZM107 237V236H106ZM106 237L104 238V236L102 237V239H100V240H102L101 242H104V240L103 239H106ZM108 237H110V233H109V235H108ZM126 237V236H125ZM134 237V236H133ZM166 237V236H165ZM211 237H213V236H211ZM217 237V236H216ZM215 237V239L213 240V239H210V241L211 240H213V243H212V246L213 245H215L214 243L215 242H217V239L219 238H216ZM225 237H226V235H225ZM225 237H223V238H225ZM43 238H44V236H43ZM47 238H45L46 240H47ZM86 238H87V236H86ZM89 238H90V236H89ZM95 238H96V236H95ZM111 238V237H110ZM167 238V237H166ZM15 240L16 239H18V238H14ZM51 239V238H50ZM49 239V240H50ZM56 239V238H55ZM191 239V238H190ZM236 239V238H235ZM81 240V239H80ZM87 240V239H86ZM93 240V239H92ZM91 240V241H92ZM95 240V239H94ZM98 240V239H97ZM115 240H116V238H115ZM116 240V241H117ZM170 240H171V238H170ZM216 240V241H215ZM223 240V239H222ZM225 241H226V239H224ZM260 240V239H259ZM38 241V240H37ZM90 241V242H91ZM96 241V240H95ZM215 241V242H214ZM51 243H53L54 242V240H53V242L52 241H50ZM105 242H106V240H105ZM109 242H106V243H109ZM169 242V241H168ZM218 242H220V243H223V242H221V239H220V241H219V239H218ZM227 242V241H226ZM40 243V244H39ZM43 243V244H42ZM56 243V242H55ZM54 243V244H55ZM93 243H95V242H93ZM97 243H99V242H97ZM205 243V242H204ZM220 243H219V246H220ZM264 243V242H263ZM76 244V243H75ZM167 244V243H166ZM225 244V243H224ZM94 245V244H93ZM170 245V244H169ZM180 245V244H179ZM207 245H208V243H207ZM226 245H227V243H226ZM72 246V245H71ZM181 246H182V244H181ZM218 246V247H219ZM223 246V245H222ZM53 247H54V249H53ZM57 247V246H56ZM63 247V246H62ZM169 247V246H168ZM175 247V246H174ZM225 247V246H224ZM223 247V248H224ZM59 248H60V246H59ZM215 248V247H214ZM226 249H228V247H226ZM226 249H221L222 251V253H223V250L224 251H226ZM166 250V249H165ZM192 250H193V248H192ZM191 250V251H192ZM217 250H219V251H216L217 253L219 252V253H221L220 252V249L218 248ZM252 250V249H251ZM250 250V251H251ZM184 251H185V249H184ZM183 251V252H184ZM166 252H168V251H166ZM202 252V251H201ZM215 252V253H216ZM231 252H232V250H231ZM252 252V251H251ZM261 252V251H260ZM207 253V252H206ZM254 253V252H253ZM169 254V255H170ZM188 254V253H187ZM210 254V253H209ZM224 254V255H223ZM222 255L223 256H225V253H223ZM259 254H261V253H259ZM216 255V254H215ZM219 255V254H218ZM217 255V256H218ZM229 255V254H228ZM227 254H226V257L228 256ZM263 255V254H262ZM187 257H188V255H186ZM212 256H214V255H212ZM217 256H214L211 260L212 261H210V263L209 264H220V261H219V259H218V257H220L221 255H219L218 257ZM223 256H222V258H223ZM184 257V256H183ZM182 257V258H183ZM211 256H209V258H210ZM262 258H264V257H262ZM186 258H184L183 260H185ZM253 259V258H252ZM183 260H181V261H183ZM187 260V259H186ZM189 260V259H188ZM224 260V259H223ZM228 260V259H227ZM231 260H233V259H231ZM229 261L228 263H230L231 264V262L232 261ZM206 261V260H205ZM255 261V260H254ZM208 262V261H207ZM222 262L223 261H221V264H222ZM238 262V261H237ZM183 263V262H182ZM255 263V262H254ZM253 263V264H254ZM264 263V262H263ZM184 264H186V263H184ZM204 264H207V263H204ZM223 264H224V262H223ZM226 264V263H225ZM259 264V263H258Z\"/></svg>",
  "mask_w": 264,
  "mask_h": 264
}]
</instances>
